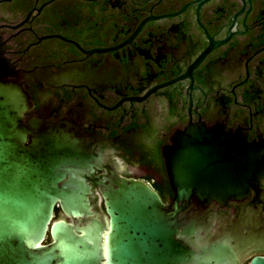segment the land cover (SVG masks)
Wrapping results in <instances>:
<instances>
[{
	"label": "flooded vegetation",
	"instance_id": "af4514ba",
	"mask_svg": "<svg viewBox=\"0 0 264 264\" xmlns=\"http://www.w3.org/2000/svg\"><path fill=\"white\" fill-rule=\"evenodd\" d=\"M0 36L31 96L24 122L67 125L92 164L85 180L104 224L100 264L112 259L100 183L142 180L171 209L164 150L202 123L258 143L262 175L224 204L179 200L161 222L166 236L152 242L176 255L219 247L222 264L264 256V0H0ZM58 219L68 220L60 205ZM52 240L49 229L43 243ZM121 245L116 260L138 264L137 235Z\"/></svg>",
	"mask_w": 264,
	"mask_h": 264
},
{
	"label": "water",
	"instance_id": "95a60500",
	"mask_svg": "<svg viewBox=\"0 0 264 264\" xmlns=\"http://www.w3.org/2000/svg\"><path fill=\"white\" fill-rule=\"evenodd\" d=\"M5 51L0 36V264H100L104 224L85 180L92 164L67 125L37 117L24 122L31 96ZM259 148L219 126L191 124L178 132L164 150L176 193L169 210L142 180L119 178L118 187L100 183L110 215L109 264H126L116 260L119 248L127 253L118 243L130 235L138 237V264H222L226 251L219 247L199 254L182 246L176 255L152 241L166 236L161 222L179 209V200L194 197L208 206L245 193L262 175ZM56 205L68 220L53 221ZM85 217L91 219L83 222ZM49 229L53 240L44 244ZM250 264H264V256Z\"/></svg>",
	"mask_w": 264,
	"mask_h": 264
}]
</instances>
